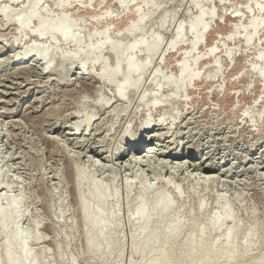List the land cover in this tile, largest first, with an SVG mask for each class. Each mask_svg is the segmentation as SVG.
I'll return each mask as SVG.
<instances>
[{"label":"rangeland","instance_id":"374dc122","mask_svg":"<svg viewBox=\"0 0 264 264\" xmlns=\"http://www.w3.org/2000/svg\"><path fill=\"white\" fill-rule=\"evenodd\" d=\"M29 1L0 0V7H10L14 17L27 9ZM126 1L124 7H117L108 0H83L90 2L88 14L78 8L67 12L59 8L58 0H43L40 5L43 18L67 14L92 46L101 41L107 24L100 19L102 13L121 18L122 23L106 27L111 40L125 44L142 37L139 33L120 37L123 23L132 18V8L139 5L148 14L144 34H156L161 45L156 55L147 49L137 54L138 62L149 58L150 66L124 102L115 97L113 86L98 84L93 76L101 62L113 67L116 57L111 48L93 64V71L89 73L87 66L82 76L77 67L85 60L84 45L52 40L54 47L51 41L41 42L26 33L19 37L16 27L0 17V264H7L8 250L18 257L21 242L27 264H150L159 255L163 264H264V76L255 74V69L264 71V26L250 45L243 41L248 23L264 16V0H201L202 7L207 12L213 9L215 15L205 17V40L188 56L186 48L194 36L183 30L177 38V27L186 28L197 16L193 0H160L155 11L145 5L147 0ZM168 16L172 23L162 25ZM236 16L242 19L237 22ZM36 24L33 21L30 29ZM234 25L238 29L227 39ZM176 40V48L170 50ZM42 44L50 48L54 70L44 71L31 56L12 62L13 57L23 58L32 45ZM210 45L216 49L213 56L207 55ZM63 53L71 59L63 62ZM181 53L190 57L191 71L199 73L183 90L177 67ZM259 53L262 60L257 58ZM194 57L198 63H193ZM210 58L217 60L218 68L208 64ZM155 72L159 74L154 83ZM160 78L166 81L161 86ZM177 86L179 92L174 94ZM109 100L113 106L101 109L99 103ZM88 117H93V126L84 132L87 136L81 135L83 126L72 135L75 123ZM146 121L152 126L161 122L163 127L143 131ZM126 129L132 135L128 141L123 139ZM153 131L152 136L161 137L147 135ZM136 146L156 150L136 154ZM120 147L126 150L124 162L106 152ZM93 148L101 155L91 153ZM159 150L167 153L160 156ZM176 152L180 159H189L186 173L192 182L175 170ZM70 157L84 172L79 191L74 189ZM196 161L200 163L196 169L211 168L217 174L213 184L203 182L201 171L194 170ZM162 162L167 168H162ZM130 164L131 171L126 168ZM163 199L169 209H155ZM81 202L89 207L90 217L101 214L97 229L85 222ZM140 209L147 216L143 227L137 215ZM215 217L222 219L219 230L212 226ZM169 229L177 235L169 237ZM13 231L24 239L7 244ZM227 232L233 261H216L214 255L230 250ZM89 242L100 251L90 250Z\"/></svg>","mask_w":264,"mask_h":264},{"label":"bare ground","instance_id":"6f19581e","mask_svg":"<svg viewBox=\"0 0 264 264\" xmlns=\"http://www.w3.org/2000/svg\"><path fill=\"white\" fill-rule=\"evenodd\" d=\"M11 1L16 3V2H19L20 0H10V3H12ZM105 1L106 0H102V3H104ZM109 1H110V3L116 5L117 7H124L125 3L127 2L126 0H108V2ZM159 1L160 0H147V3H145V5L147 4L148 6H150L149 8L154 9V11H155L156 10L155 8L159 4ZM204 1L206 2V1H211V0H204ZM42 2H43V0H30L29 6L28 7L26 6L27 9L22 10V12L20 11V13L18 12L19 14L14 16V17L11 15L12 12L10 13V11L8 9L10 7H8V6H7L8 8L4 7V6L0 7V17H2L3 20L5 19L4 21H5L6 25H13L14 27H16L17 31H19V33L17 34V35H19V37H20V35H23L26 33L28 36L32 35L37 40H39L41 42H45V43L49 42V41L52 42V40H57V41L59 40L61 44H62V42H64V43L68 42V44L72 43L75 45L79 44L80 48L83 47L82 45H84V47H83L84 49L81 50V53L83 54V56L85 55V60L82 62L79 60L80 63L77 67L79 69V72L82 73V76H83V72L84 71L86 72L87 66H88L87 70L89 73L91 72V69L93 71V68H95V67H93V64L95 65L96 63H98L102 60V55H103L105 49L111 48L113 50L112 52L114 53V55L116 57V61L113 65V67H109L108 65H104V64L102 66L103 62H101V66H100L98 74L93 75V76H95L94 77L95 80L97 81L98 84H102V85L103 84H109V85L113 86L114 92H115V97L118 99V101L124 102L125 97L128 95V93L130 91H136L138 89V87L141 83L142 75L150 66L151 60L149 58H147L144 62L140 63V62H138V60L136 58L137 54L139 53V51H142V53H143V50L147 49L149 52H151V54L156 55V52L161 45L159 37L155 36L156 34H154L150 37H147L144 34L145 28H143V23L147 19L148 14L145 13V11L143 12V10L141 9V7L139 5H136L132 8V11H133L132 12L133 13L132 18H129L128 19L129 21L127 20L128 21L127 23H125V24L123 23V25L121 27L122 35L120 37L121 38L122 37L128 38L129 36H132L131 34H133V33H139L140 36H142L141 38H138L135 41L133 40L132 43L129 42L127 44L123 43L121 40H118V41L115 40L114 37L112 39H114L115 41L111 40V37L108 35L110 33L109 32L110 29L108 31V28L106 27L107 24L108 23H119V21H120V23H122V22H121V18H117L115 16H114L115 18H113V17L110 18L108 15V11H106L105 13H102L103 15H102V17H100V19L105 18V20L107 21V24L103 30V33H102L101 41H99V43L97 45L92 46L91 44H89V42L84 41L87 38L84 39V37L81 36L82 32L81 33H80V31H79V33L77 32V27H76L75 23L68 18L67 14H62L60 12L61 14H59V17H57V18H53V17L43 18L40 14L41 13L40 5ZM58 2H59L58 3L59 8L64 9L67 12L70 10L71 11L76 10L78 8L79 11L82 13H87V14L90 13L89 12L90 11V8H89L90 2L84 3L83 0H78L77 5H75L76 4L75 0H73V1L72 0H58ZM81 4H83V5H81ZM191 5L193 6V8H196L198 10L197 16L192 21H190L189 25L186 28L184 27L183 24H180L177 27V38H180V36L183 34V32L185 30H188V32L192 33L194 36L193 41L188 46V48H186L189 51V52H187L188 53L187 56L190 55L191 52L193 53L196 50V48L199 45H201L205 40V35H206L207 30H208V25L206 23H204L205 17L209 16L210 19H213L214 15H215V12L213 9L210 10L209 12H207L204 9V7H202V1L201 0H193ZM158 8H160V7H158ZM258 9H259V11H262L261 7H259ZM171 17H172V15H171ZM171 17L168 16L166 22L163 21L161 24L165 25L170 20ZM122 19H125V17H123ZM173 19H175V18H173ZM235 19L237 20V22H239L242 18L239 16H236ZM33 21H34V23L36 22L37 24H36V27L31 30L30 26H31V23ZM170 22L172 23L171 20H170ZM263 26H264V16L261 19L251 20L248 23V26L246 28V35H245L244 40H243L244 44L250 45L252 43V41L257 37L259 31L262 29ZM237 29H238V25H234L232 32L229 35H227L228 36L227 39H229L231 36H233L236 33ZM151 30H152V27H151ZM148 34H150V31ZM89 38H92V37H89ZM16 42H18V41H16ZM64 43H63V45H64ZM177 43H178L177 40L171 42L169 45L170 46L169 49L172 50V49L176 48ZM14 44L15 43L13 42L12 45H14ZM51 44L55 47L54 42H52ZM42 45H38V46L32 45L31 47H29L27 49V52H24L25 54L23 53L25 55L23 58L21 57V59L15 60L13 57L12 62H21V61L25 60L26 58H28L29 56H31V59H34L35 62L37 61L38 63H42V65L44 66V71L50 72L51 69H53L52 68L53 67L52 62L49 60V56L51 54V51H50V48H48L45 44H42ZM3 48H5V47H3ZM51 49L56 50L53 47H51ZM215 52H216V49H215L214 45H210L207 47V55L213 56L215 54ZM176 55H177V53H176ZM226 55H227V58H230L229 52H227ZM77 56H78V54H77ZM71 57L72 56L70 54H67V53L62 54L63 62L70 60ZM53 58H54V56H53ZM189 58L186 57V53H181V55L179 56V59H178V62H179L178 65L179 66L176 65L177 67H179L178 69H179L180 75H179V79H178L179 81L178 82H179V85L181 86V90H183V88L186 87V85L192 83L193 81H195L199 78V73H193L191 71L190 66L187 63ZM194 58L196 60H194L195 62H193V63H196V62L198 63L199 58H196V57H194ZM257 58L259 60H262L263 53L257 54ZM209 63H211L214 67H217V68L219 67L217 60L214 61L213 59L210 58V61L208 62V64ZM205 64H203V65H205ZM158 74H159L158 72H155V74H154V77L152 79L154 81V83L157 82L155 80H158L157 79ZM255 74L258 76H264V71L255 69ZM66 75L67 74H64L63 76L66 77ZM134 77H135V79H133ZM118 79H119V81H117ZM162 81H164V80H162ZM162 81L160 78V82H158V85L160 83V86H161ZM165 82H163L162 84H165ZM82 84L86 85V86L88 85V83H86V82H82ZM155 85L157 86V84H155ZM178 92H179V90H178V86H177V89H176V91H174V94H176ZM25 93H27V91ZM146 96H144L141 99V101H143ZM112 101H113V99H112ZM112 101L109 100V101H105V102H100L99 103L100 108L101 109H107V110L110 109L113 106L110 104V102H112ZM85 104H87V101H85L84 106H85ZM34 109L38 110L37 108H34ZM5 112H7V111H5ZM3 114L4 113H1V115H3ZM78 117L79 116H77V118ZM171 117H170V119H171ZM92 121H93V117L92 118L88 117L86 120L84 119L81 122H79V124H78V122L75 123V124H77V126H75L76 128L73 129L72 135L78 134L77 130L78 131L81 130V127L83 126V130L81 131V135L87 136V134L84 132L89 131V129L93 126ZM162 127H163V123H161V122L152 126L149 121H146L145 123H143L141 130L149 131L150 129H153V128L155 129V128H162ZM92 131H93V128L90 130V134L92 133ZM154 131L149 132L147 135H150L151 137H154V138L159 137L160 135L159 136L158 135L152 136ZM130 137H132L131 132L128 129H126V131H124L123 139H125V141H128L130 139ZM79 141L78 142L80 144L81 140H79ZM85 141H88V139H85ZM138 142H141V140L134 142V144L136 145V144H138ZM53 143H56V142H53ZM55 145H57V143ZM114 146H115V144H114ZM144 148H145L144 146H141V147L136 146L135 149H137L136 150L137 153L136 152L135 153L136 154L140 153L141 152L140 150H142V149L144 150ZM108 149L109 150L106 152L111 153V158H114L118 161H123V162L126 161V159H127L126 150H123L121 147L117 148L116 149L117 151L115 149H110V148H108ZM154 150H156L154 147L148 146L143 151V153H146L148 151H154ZM90 152L93 153L95 156L101 155V153H102L99 151L98 148H93L90 150ZM159 153H160V156H162L163 154H166L167 152L166 151H160ZM147 155L149 156L150 154L147 153ZM145 156H146V154H145ZM148 156H147V159H148ZM180 158L181 157L177 152L175 154H173V161H175V170L179 171V173L182 175L184 180H188V181L192 182V178L190 177V175H188L186 173V171H187L186 163H189V161H188L189 159L187 157H185L184 159H180ZM130 162H131V160H130ZM77 164H78V162L75 158L74 159L71 157L69 158V166H70L69 169L71 170V173L73 174L75 191H79V189H81V186L83 185V182H84V180H83L84 179V177H83L84 172H83L82 168L81 169L79 167L77 168ZM141 164H143V163H141ZM198 164H200V163L198 161H196L195 165H194L195 166L194 170L195 171H201V175L203 174V178H202L203 182L208 183V184H213L215 181L214 178L217 174L215 172H213L212 171L213 169H211V168L196 169L197 168L196 165H198ZM165 165L166 164H164L163 162L161 163L162 168L163 167L167 168V165L166 166ZM126 168L130 171L133 170L131 164L128 165ZM172 174L174 175V173H172ZM201 175H199V176H201ZM165 185L168 186V184H165ZM212 186L213 185H211V187ZM2 190H4V188ZM6 197L8 198V196H6ZM9 204H11V208H12V210L10 212L12 214H14L13 203L10 202ZM80 207L84 213L85 222L88 225H90L93 229H97L100 226L99 225L100 224L99 218H100L101 214L99 213L96 217H90L89 212H88L89 207L84 202L80 203ZM169 207H170V204L168 203V201L166 199H163L161 201V203L158 204V207H156L155 209L162 208L163 211H167L169 209ZM137 215H138V220L140 222L141 227H143L142 225H146L147 216L145 214V211L143 209H140L138 211ZM221 225H222V219L215 217L212 221V226L214 227V229L219 230ZM176 235H177V232L175 229H172V230L169 229L168 230V236L169 237H175ZM225 236H226V240H227V248L230 250L228 251V253H219V254L214 255V257H215L216 261H219V260L225 258V261L232 262L233 261L232 253H234V250H233V243L231 240V233L227 232L225 234ZM19 237H20L19 232L13 231V234L11 237H9V241L7 242V244H9V242L11 243V241H14L16 239H18L20 241H22V239H24L22 236L20 238ZM152 239H154V238H152ZM37 241H39V239H37ZM23 243L24 242L20 243V247L18 249V257L15 256V253H13V251H11V250L7 251V253H6L7 264H27L28 255L25 254ZM191 243L192 242H189V244H191ZM88 247L90 250H92L94 252L100 251L99 248L95 247L94 242H89ZM208 247H211V246L208 245ZM163 261H164L163 256L159 255V257L152 260L150 264H163ZM192 264H194V263H192Z\"/></svg>","mask_w":264,"mask_h":264}]
</instances>
